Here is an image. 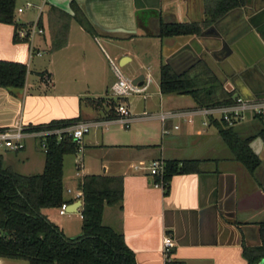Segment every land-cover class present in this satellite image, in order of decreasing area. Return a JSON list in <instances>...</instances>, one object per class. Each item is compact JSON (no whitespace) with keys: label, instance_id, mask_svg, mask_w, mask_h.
<instances>
[{"label":"crops","instance_id":"crops-1","mask_svg":"<svg viewBox=\"0 0 264 264\" xmlns=\"http://www.w3.org/2000/svg\"><path fill=\"white\" fill-rule=\"evenodd\" d=\"M211 1L46 0L40 15L44 32L32 40L40 55H30L27 42L25 46L0 44V59L27 65L23 87L0 86V127L17 122L38 125L74 117L106 120V106L92 107L86 98L109 93L116 78L114 59L128 56L127 61H131L144 52V45L151 39H160L159 46L164 50L159 65L168 62L180 72L202 54L226 90L246 97H264V1L244 0V9H229L221 25L202 36V42L195 35H158L160 22L202 23L207 17L205 4ZM81 20L90 24L94 32H89ZM64 22L68 23L66 41L51 49V40ZM241 22L248 24L245 30L233 27ZM0 24L11 25L13 36V24ZM219 28L231 29L235 49L226 54L218 49ZM99 34L109 45L112 57L100 44ZM201 43L214 52V58L202 52ZM44 51L48 52L47 58H35L42 57ZM220 68L227 78L220 75ZM158 93L159 105L152 113L196 105L187 93H161L159 85ZM186 95L189 98H184ZM133 121V127L114 121L92 126L83 137L81 151L73 153L74 158L63 156V198L67 207L82 200L75 197V192L84 174L120 176L122 200L104 206L102 223L123 234L137 264H164V234L171 235L172 258L180 264H245L243 246L264 245V140L261 138L263 142L256 146L258 154L253 151L260 164L250 173L233 158L225 143L228 150L218 144L221 137L215 125L202 126L199 116L192 122L168 118V133H162V122L157 117ZM174 123L178 128H172ZM263 123L247 114L233 127L243 137L254 136L252 141L261 137L257 133ZM0 154L3 165L18 173L33 174L43 169L44 152L31 136L25 138L21 149H1ZM77 157L81 159L80 169L76 168ZM152 159L201 162L198 170L174 173L159 186L147 168ZM81 206L82 201L73 212L60 213L58 207L41 211L66 235L74 236L81 225L71 231L67 225L74 218L82 220ZM65 214L69 218H62ZM0 264L31 263L0 256Z\"/></svg>","mask_w":264,"mask_h":264},{"label":"trees","instance_id":"trees-1","mask_svg":"<svg viewBox=\"0 0 264 264\" xmlns=\"http://www.w3.org/2000/svg\"><path fill=\"white\" fill-rule=\"evenodd\" d=\"M243 2L212 0L207 6L205 4L207 17L202 25L211 24ZM15 11L16 0H0V23L13 24L14 27L19 25ZM40 15L38 23L41 25ZM81 22L89 32H94L90 24ZM200 27L201 23L160 22L158 35L196 34ZM67 29V22L57 29L51 40V49L65 43ZM13 39H16L14 35ZM26 74L25 63L0 59V86L21 88ZM158 85L161 93L189 94L197 105L232 100L233 90H226L202 59L180 72L175 71L168 62L160 63ZM86 100L92 107H103L106 100L105 118L116 115L118 98L98 96L87 97ZM77 120L78 117L56 119L45 124L30 125L29 128L69 125ZM212 123L233 158L240 161L250 173H254L260 164L259 157L249 145L254 136L243 137L233 126L222 121L214 120ZM257 134L264 140V123ZM45 142L44 165L38 173L22 174L5 167L0 154V256L26 259L31 264H137L135 254L126 244L123 234L102 223L104 206L122 200L120 176L87 173L79 179L82 221L77 235H66L41 211L46 207H59L66 202L63 198V156L77 150V143L67 133H63L60 138L54 134L46 135ZM163 161L162 177L165 182L174 173L198 170L201 162L200 159ZM261 225L264 227V221ZM263 255V245L243 246L245 264H256Z\"/></svg>","mask_w":264,"mask_h":264},{"label":"built area","instance_id":"built-area-1","mask_svg":"<svg viewBox=\"0 0 264 264\" xmlns=\"http://www.w3.org/2000/svg\"><path fill=\"white\" fill-rule=\"evenodd\" d=\"M46 3V0H40L37 5L39 10L37 16L33 21L19 22V25L14 27L13 35L17 40H24L28 43V50L30 55H40L41 51L34 47L32 40L36 36L43 34L44 29L38 23V17L42 12V7ZM34 3L30 0H26L24 6H17L15 12H23L24 8L33 6ZM115 72V80L110 87V92L114 98H118L119 101L115 106L116 115L112 118H105L106 120H77L69 125L41 127V128H29L30 125L17 122L12 125L0 127V148L16 151L21 149L25 144V138L28 136L33 137L36 140L38 147L45 152L46 151V135L54 134L57 138H60L63 133L69 134L72 139L77 143L76 152H80L82 148V141L84 135L91 129L92 126H97L109 121L120 123L123 126H128L133 120L137 118L157 117L162 122V133H168L169 128L165 126V121L168 118L180 117L188 122H192L195 117H200V123L202 126H209L214 120L225 122L228 126H233L245 118L247 114L253 117L262 118L264 122V97H246L237 92L232 93V100L224 103L210 104V105H195L191 108L173 110V111H158L155 113L143 111L141 114H132L127 106L122 102L123 99L130 93H142L146 90L149 82L151 81V75L147 72L144 75L143 82L141 84H133L132 79L126 78L118 65L112 62ZM46 79L47 76L45 75ZM172 128H178V124H173ZM81 159L77 157L76 168L80 169ZM147 168L149 174L154 177V184L163 186L165 181L163 180L164 161L161 159H152L148 162ZM69 190V189H68ZM81 190L75 192V197L81 198ZM67 203L63 202L58 207L60 213L66 211ZM161 252L164 259V264H179L172 258V250L174 246L173 239L170 234H164L161 240Z\"/></svg>","mask_w":264,"mask_h":264},{"label":"rangeland","instance_id":"rangeland-1","mask_svg":"<svg viewBox=\"0 0 264 264\" xmlns=\"http://www.w3.org/2000/svg\"><path fill=\"white\" fill-rule=\"evenodd\" d=\"M26 0H16V7L17 6H24ZM31 2L34 3L33 6H30L28 8H24L23 12H15V18L19 21H33L37 15V12L39 10V7L37 6L40 3V0H30ZM46 4L43 5V9L45 7ZM12 27L11 25H7V24H0V44H5V45H12V44H22L25 46L26 42L24 40H17V39H13L12 36ZM100 44L102 45V47L105 48V50L111 54L112 57V52L110 50L109 45L105 42V40H103V37L99 34V38H98ZM139 42V41H138ZM160 44V39H151L149 41V43H146L144 45V52H139V54L136 56H134V58L131 61H126L125 64H119V61L116 60V58L114 59V62L118 65V68L120 69V71L122 72V74L129 79L133 78V75L137 72L143 73L144 75L147 74V72L150 73L151 75V81L149 82V86L148 89L142 93H130L128 94L124 99H123V103L125 105L128 106L130 112L132 114H141L143 111H147V112H152L155 109H157L158 105H159V97L160 94L158 93V79H159V59H163V52L164 50H162V48L159 46ZM27 47H26V54L25 56H27ZM48 52L44 51L43 56L42 57H35V58H47ZM33 75H35V73H32ZM104 97H113L111 94H109L108 92H106L104 94L101 95ZM147 97V98H146ZM189 96L186 95L184 96V98H186ZM114 98V97H113ZM105 102V106H106V100ZM107 108V106H106ZM107 110V109H106ZM152 120V119H150ZM153 122V121H152ZM135 124V121H132L128 127H133V125ZM128 127H123L125 129H128ZM209 130L213 131L214 134H217L216 130H214V128H209ZM215 142V141H214ZM218 144H220V146H222L223 148L227 149L226 145L224 144V142L221 140V138L218 137ZM221 147V148H222ZM2 148H0L1 150ZM228 150V149H227ZM222 153V151H221ZM68 158H74V154L73 153H69L67 154ZM74 167H72L71 169H73ZM72 172V171H71ZM57 214V210L53 211V214ZM67 214V213H66ZM59 215L62 216V218H69L67 217V215ZM81 221L80 219L74 218L72 220H70L68 222L67 225V229L68 231H71L72 229H77L80 227L81 225Z\"/></svg>","mask_w":264,"mask_h":264},{"label":"water","instance_id":"water-1","mask_svg":"<svg viewBox=\"0 0 264 264\" xmlns=\"http://www.w3.org/2000/svg\"><path fill=\"white\" fill-rule=\"evenodd\" d=\"M260 1H264V0H260ZM243 5H244V2H243L242 5L236 6V7L232 8V9H234V10L244 9ZM259 7H260V6H259ZM227 12H228V11H227ZM227 12H225L222 16H220L218 19H216L215 21H213L211 24H209V25H207V26H203L202 23H201V27H200V30H199L198 33H196V34H188V35H189V36H191V35H195V36L198 38V40H199L200 42H202V39H201L202 36H206V35L210 34L209 31H211V29H213L214 26H218V27H219V25H221L223 19H224L225 16L227 15ZM247 26H248L247 23H245V22H241V23L235 24L233 27H235L236 29H244V30H245ZM223 29H224V30H222V29L219 28L220 33L217 34V37H218V38L220 39V41H221V42H220L221 45L219 46L218 49H219V51H222V50H223V53L226 54V53L230 52L231 49L234 50V49H235V46H233V44H232V41H233V40H232V37L230 38V36L232 35V34L230 33V30H231V29H230V30H228V29L226 30L225 28H223ZM244 30H243V31H244ZM201 46H202V48H203V51H202V52H203V53H204V52L207 53V55H209L210 59L215 57L214 52H212L211 49H210L209 47H207L206 44L201 43ZM224 51H226V52H224ZM261 57L263 58L264 55L261 56ZM198 59H202L203 61H205L206 64H208V66L210 67V69H211V70L213 71V73L215 74V71L212 69V67L210 66L209 62H207V60H206L204 57H202V54H200V55L196 58L195 61H197ZM127 60H129V57H128V56H123V57H121V59L119 60V64L121 65V64H123L124 62H126ZM195 61H194V62H195ZM194 62H193V63H194ZM191 64H192V63H191ZM191 64H190V65H191ZM217 67H218V66H217ZM218 71H219L220 75L223 76V78H227V77H228L227 73H225L221 68H220ZM215 75H216V74H215ZM216 76H217V78L222 82V80L220 79V77H218V75H216ZM143 78H144V74H143V73H139L137 76H135L134 78H132V83H133V84H141V83L143 82ZM259 142H263V140L261 139V137H256V138H254V139L249 143L250 147L252 148V150H253L256 154H258L256 146H257V144H258ZM81 201H82V200L80 199L76 205H70L69 207H66V211H69V212L76 211L77 208L80 206ZM263 247H264V245H263ZM256 264H264V255H263L262 257H260V259L257 261Z\"/></svg>","mask_w":264,"mask_h":264}]
</instances>
